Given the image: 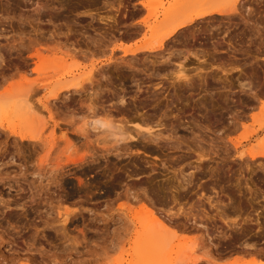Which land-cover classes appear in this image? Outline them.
Segmentation results:
<instances>
[{
  "label": "rangeland",
  "instance_id": "rangeland-1",
  "mask_svg": "<svg viewBox=\"0 0 264 264\" xmlns=\"http://www.w3.org/2000/svg\"><path fill=\"white\" fill-rule=\"evenodd\" d=\"M139 1L141 0H0V53L3 57L0 63V264H264V198L258 202L254 197L244 198L239 194L240 183L234 178L239 176V166L245 167L243 173L246 176L251 175L252 181L247 182L252 187L256 176L261 174L264 178V156L251 158L249 155L250 152H258L264 143V36L262 41L258 37L260 34L264 35V0H145L146 6L141 5ZM181 4L185 5L183 11L182 8L180 10ZM211 4H219L227 9L235 8L236 13L228 15L230 19L227 15H212L197 20L186 26L187 28L177 31L154 52H123L122 49L128 46L158 41L169 26L168 15H165L167 10L179 9L182 14L186 10V14L194 9L207 8ZM187 5L189 6L186 7ZM256 23L258 26L262 23L263 26L260 27L263 31H257ZM139 24H142V27L138 29L136 26ZM208 26L212 30L211 35L208 33ZM203 27L207 29L204 31ZM197 28H203L205 35L202 39L205 38L206 42L197 45L196 41L190 46L180 42L188 32H195ZM206 31L212 38L206 36ZM213 41L218 43L214 44ZM187 48L192 50L187 52ZM155 51L160 54L157 55ZM36 52H39L40 56H34L33 53ZM191 53L198 55L193 56ZM212 53L218 57L215 69H211L207 63V58L212 56ZM231 54L237 59L240 57L238 62L237 59L235 62L232 60L233 55L230 58ZM161 55H170L172 66L182 63L184 77L196 79L198 74L205 77L202 79L205 82L202 83V89L195 87L185 91L187 94L184 92L183 95L194 94L190 97L195 98L202 93L206 94L211 75L216 81V90H223V86H226L227 82L224 83L223 79L233 82L229 90V96L232 98L230 104L233 112H241L238 113L239 119L235 117L236 127L231 128L232 130L225 127L229 126L226 125L227 122L233 120L236 115L232 112L229 117V113L221 108L216 110V117L220 118L223 110L224 118H229H217L219 121L216 120L213 129L191 132L189 123H184V130L182 127L176 129L177 137L195 139V142H190V154L184 148V153L189 155L187 160H190L186 165L175 159L178 155L176 153L180 154L183 149L167 148L168 151L163 148L161 151L157 148V154L147 152L148 156L144 153L136 155L133 151L120 159L112 153L106 155V158L99 155L97 163L101 168L109 161L123 164L130 161L138 163L137 169L140 168V171L133 172L135 175L133 174L132 178L123 179V182L117 184L116 192L111 195L100 194V188L96 187L101 186L102 182H96L94 185V177H90V174L98 175L103 172L109 175L111 171L107 172L106 168H103L105 171L101 169L95 172L91 169L83 176V182L79 183L74 177L78 170L74 169V164H69L65 167L64 178L58 184L44 186L40 197L28 198L27 188L17 186L21 183L19 175L24 173L28 180H31L30 174L35 171L41 160L47 170H50L56 168L57 162L63 164L68 155H84L87 158L91 152H95L94 150L98 154L103 153V148L113 145L114 139L105 134L88 133L89 138H81L74 133L75 128L86 130L87 122L103 116V110L116 103L115 98L107 101V97H112L123 87L118 78L133 70L127 65H137L141 70L139 69V72L136 69L134 72L145 76L147 72L141 67L142 58L153 60L154 56ZM132 56L136 58H131ZM172 66L171 69L174 70L171 71L175 73L171 74V81L177 72V68ZM210 69L214 74L209 72ZM242 71L251 76L247 77ZM157 81L152 79V82ZM72 82L78 83V88L61 91L62 86ZM10 84H16V87L13 88ZM124 84L127 90L129 89L128 92L130 91L127 94L129 98H125L128 102L126 106L131 103L130 100L135 94L132 102L135 100V103H139L154 90L144 86L137 90L136 86L128 81H124ZM134 89L137 90L136 93ZM57 91L60 92L53 97L52 93ZM165 91H159L158 95L178 93L176 89L175 93L173 92V86H169ZM112 92L114 94H111ZM219 92L216 97L217 94H221L219 97L225 96L227 91ZM4 94L8 98L12 95H24L31 108L27 104L24 109L21 107V110H14L15 99L8 100ZM254 95L256 97L252 98ZM190 102L189 100L190 105L186 108V113L191 111L193 102ZM174 103L171 105L173 110L170 106L167 109L168 114H172L174 109L181 105L179 101ZM151 104L140 111L148 109L149 112L153 107ZM26 107L29 109L26 110ZM94 108H98L97 112ZM193 111L195 115L197 110L191 112ZM202 121H207L206 117L202 118ZM8 127L13 128L16 134L8 131ZM18 133L34 136L35 139L21 140ZM232 141H238L240 144L236 147ZM197 142L201 145H197ZM192 143L196 144L192 146ZM70 144L71 147L74 144L72 148L69 147L71 149L68 148ZM211 145H216L213 146L214 150ZM212 152L216 153L217 161L224 159L230 165L231 170H224L223 165L217 164L215 172L217 176L230 173L227 181L231 182V185L229 190H222V193L230 195L231 201L229 197L220 196V193H215L216 196L212 197L205 183L199 182L198 178H206L207 159L211 157ZM240 152L244 153L242 157L239 156ZM200 154H205L206 157L201 160V168H197L201 162L197 161ZM11 155L16 161L14 165L19 164L21 170L12 165ZM141 164L145 166L141 167ZM88 165L86 163L84 168L91 167ZM150 165L158 167H153L155 169L148 173ZM4 173L10 175L5 176ZM113 173L116 179L112 181L115 182L121 172L113 170ZM174 175L178 181L174 179ZM188 175L192 179L187 186L184 185L186 188H181L179 192L172 188L175 183L176 186L179 185L177 182ZM103 179L105 178L101 177V180ZM104 183H107L106 179ZM109 184L111 183L108 182ZM151 184L154 189L157 186L155 191L151 189ZM160 185L168 190L165 188L167 191H164V187L161 188ZM156 191L158 195L154 193ZM174 195L176 201H173ZM16 200L21 204L16 205ZM145 203H150L148 205L155 209L158 219L163 220V227L167 230L163 229L158 221L152 222L154 218L143 207ZM233 206H236L234 210ZM237 207H241V213L235 212ZM217 210H222L219 211L221 215H217ZM65 212H68L67 216L64 215ZM257 219L261 224L255 222Z\"/></svg>",
  "mask_w": 264,
  "mask_h": 264
},
{
  "label": "bare ground",
  "instance_id": "bare-ground-1",
  "mask_svg": "<svg viewBox=\"0 0 264 264\" xmlns=\"http://www.w3.org/2000/svg\"><path fill=\"white\" fill-rule=\"evenodd\" d=\"M86 1H88V0H86ZM91 1V0H90ZM123 1V0H122ZM184 1V0H183ZM182 1V2H183ZM262 1V0H261ZM68 2V1H67ZM71 2V1H70ZM119 2H121V1H119ZM181 2V1H180ZM179 2V3H180ZM181 2V3H182ZM189 2H190V0H189ZM139 3L141 4V5H143V6H146L147 5V3H146V1L145 0H141V1H139ZM184 3H186V2H184ZM73 4V3H72ZM121 4V3H120ZM176 4H178L177 2H176ZM189 4V3H188ZM68 5V4H67ZM66 5V6H67ZM181 5H184V4H181ZM181 5H180V10H181V8H182V11H183V9L185 8V5L184 6H182L181 7ZM189 5H187L186 7H188ZM70 7V6H69ZM121 7H122V4H121ZM227 7V6H226ZM148 8V7H147ZM174 9V8H173ZM187 9V8H186ZM179 10V9H178ZM177 9H174V10H167V14L165 13V15L167 16V20H168V29L162 34V36H161V38L158 40V41H154L155 43H152V44H142V45H135L134 47H125V48H123L122 50H123V52L124 53H131V54H134V53H137V52H146V51H153L154 52V50H158V49H160L162 46H163V44H164V41L165 40H169L168 38H170L172 35H174L177 31L179 32V30L180 29H184V27H188L189 25H191V24H193V23H195V22H197V20H203L202 18H208V17H210V16H212V15H231V14H233L234 12L236 13V10H235V8H233V9H227V8H222L219 4H211L210 6H208L207 8H200V9H194L192 12H190V13H186V14H184L185 13V11L186 10H184V13L182 14L181 12V14L179 13V11H178ZM187 12H188V10H187ZM140 13V12H139ZM173 15V16H172ZM172 16V17H171ZM263 16V15H262ZM112 17H114V16H112ZM141 17V16H140ZM171 17V18H170ZM229 17V19H230V16H228ZM263 18V17H262ZM103 19H104V17H103ZM112 19V18H111ZM110 19V20H111ZM114 19V18H113ZM109 20V19H108ZM142 21V20H141ZM262 21H264V20H262ZM140 22V21H139ZM261 22V21H260ZM107 24V23H106ZM109 24H111V23H109ZM114 24V23H113ZM138 24V23H137ZM236 24V23H235ZM257 24V23H256ZM142 24H139V25H137L136 27H138V29H139V27L141 26ZM261 25H262V23H261ZM261 25H259L258 26V24L257 25H255L256 26V29H257V31L258 32H261V31H263V30H261ZM145 26V25H144ZM212 26V25H211ZM251 26V25H250ZM263 26V25H262ZM142 27V26H141ZM186 27V28H187ZM209 27L210 26H208L206 29L207 30H209L210 32H208L209 34L212 32V30H210L209 29ZM248 27V26H247ZM246 27V28H247ZM129 28H131V27H129ZM185 28V29H186ZM204 28V27H203ZM203 28H197L196 30H195V32H193L192 31V33L190 32V34H188L187 33V35H185V37H184V40L183 39H181V41L180 42H182L183 41V43H185V46L186 45H189L190 46V44H192V45H194L195 43L194 42H196L197 41V45H201L202 43H204V42H206V40L204 41V39L205 38H203L202 39V36L203 35H205V28L203 29ZM213 28V27H212ZM254 28V27H253ZM262 28H264V27H262ZM140 29H142V28H140ZM182 29V30H183ZM204 31H203V30ZM214 29V28H213ZM251 29V28H250ZM143 30V29H142ZM252 30V29H251ZM254 30H255V28H254ZM132 31V30H131ZM137 31H139V30H137ZM181 31V30H180ZM136 33V32H135ZM134 33V34H135ZM206 33H207V31H206ZM208 33H207V37H209V39L210 38H212L210 35H208ZM127 34V33H126ZM133 34V33H132ZM213 34V33H212ZM249 34H251V33H249ZM253 34V33H252ZM259 34V33H258ZM262 34H264V33H262ZM129 35H131V34H129ZM179 36V35H178ZM205 36V37H206ZM262 36H264V35H261L260 34V36H258V37H260V40L262 41V39H263V37ZM173 37V36H172ZM183 37V36H182ZM181 37V38H182ZM204 37V36H203ZM201 39L203 40V41H201ZM190 40H192L191 42H190ZM207 41H209V40H207ZM260 41V42H261ZM215 42H217V41H213V43L215 44ZM182 43V44H183ZM187 43V44H186ZM189 43V44H188ZM209 43V42H208ZM218 43V42H217ZM216 43V44H217ZM263 44V43H262ZM196 45V46H197ZM204 45V44H203ZM207 45V44H206ZM209 45V44H208ZM218 45V44H217ZM217 45H213V46H216L217 47ZM259 45H261V44H259ZM212 46V47H213ZM188 47V46H187ZM195 47V46H194ZM193 47V48H194ZM211 47V48H212ZM213 49H215V48H213ZM190 50H192V49H189V48H187L186 49V51L188 52V51H190ZM217 50V49H216ZM216 50H213L214 52H216ZM179 51H181V50H179ZM195 51V50H194ZM202 51H205V50H202ZM156 52V51H155ZM185 52V51H184ZM207 52V51H206ZM157 53V55H158V53L159 52H156ZM177 53V52H176ZM181 53V52H180ZM195 53V52H194ZM194 53H191V54H193V56H196V55H198V54H194ZM196 53H197V50H196ZM34 54V56H40V53L39 52H36V53H33ZM139 54V53H138ZM137 54V55H138ZM145 54V53H144ZM160 54V53H159ZM190 54V53H189ZM202 54V53H201ZM204 54V53H203ZM136 55V54H135ZM233 55V56H232ZM129 56V55H128ZM202 56V55H201ZM208 56V55H207ZM210 56V55H209ZM212 56H213V58L216 56H214L213 55V53H212ZM212 56L211 57H209V58H211L212 59ZM230 56V58H231V56H232V60H234V62H235V59H237V57L235 56L234 57V54H231V55H229ZM127 57V56H126ZM125 57V58H126ZM133 57H135L136 58V56H132L131 58H133ZM3 57H2V54L0 53V63H1V61L3 60L2 59ZM123 58V57H122ZM124 58V59H125ZM209 58H208V60H209ZM227 58H229V57H227ZM120 59H121V57H120ZM143 60H142V69L143 70H145V73L147 72V74L145 75V76H140V74L138 75L136 72H134V70H136V69H140L141 70V68H137L138 66L137 65H135V64H130V65H127V66H129V69H133L132 71H130L129 72V74H125V75H121V77L120 78H118L119 79V83H120V85H122L123 87H120L119 88V91L118 92H115V94L112 92L111 94H114L112 97H110L109 95H108V99L109 100H107V101H110V99H116V103H112L111 105H109V107L107 106L104 110H103V113L105 112V116L103 115H101V116H99V117H95V118H93V119H91L90 120V122H87V129L86 130H84V128L82 129V128H75V129H73V130H75L74 131V133H76V134H78L79 135V137L81 136V138L82 137H86V138H89V137H87L88 136V133H96V134H98V133H101V134H105L106 136H108V138L109 137H111L112 138V140L114 139V141H112V143H113V145H110L109 147H105V148H103V153H99L98 154V152L96 151V150H94L95 152H91V155L89 154V157H85L84 155H81V156H72V155H68L67 157H66V159L64 160V163L63 164H61V163H59V162H57L56 163V168H51L50 170H47L48 168H46V165H44L43 164V162L44 161H42L41 160V162H39V165L37 166V168L35 169V171H33L30 175H32V177L31 178H29V179H31V180H28V178H27V175L26 174H24L23 173V175L22 174H20V175H22V176H20L19 175V177H21V183L19 184L18 183V181H17V183H18V187L20 188H22V186H23V188H27V190H28V198H36V197H40L41 196V192H43L42 191V189L44 188V186H47V185H49V184H51V183H57L58 184V182L59 181H61V179L62 178H64V173H65V167L67 166V165H69V164H74V166H75V168L74 169H77L78 170V172L76 173L77 174V176H76V174H75V178H76V180L79 182V183H82L83 182V176H85V174H87V172L88 171H91V169H94L95 170V172H99V170H101V169H105L106 168V171L107 172H109V171H111V174L109 173V175H106L104 172L102 173V174H98V175H93V177H94V179H93V183H94V185L95 184H97L98 182L100 183V182H102V181H104L105 182V179H106V181H107V183H104V185L105 184H107L106 186L108 187H106L107 189V191H106V193H105V196L106 195H111L112 193H114V192H116V185L117 184H120V182H123L122 180L123 179H126L127 178V180H128V178L129 177H131L134 173L133 172H135L136 170H138L137 168V166L138 165H136V164H138V163H134V162H128L127 164H123V163H118L117 161H114V162H112V161H109V162H107L105 159V161L107 162L106 164H104L103 166H102V168L100 167V165H98L99 163H97V161L99 160V155H100V157L102 156H104V158H106V155H108V154H110V153H112L113 155H115L117 158H119L120 159V157L121 156H123L124 157V155L126 156V155H130V153L131 152H133V151H135L136 152V155L139 153H144L146 156H148V153L147 152H149V153H155V154H157L156 153V151L157 150H159V149H157V148H160L161 149V151H162V149L163 148H166V150H168L167 148H169L170 150L171 149H178V150H181V149H183L182 150V152H184V150L186 149L187 151H188V153H189V150L190 151H192L191 150V147L189 146V145H191V143L190 142H192V141H194L195 142V139L193 140L192 138H189L188 139V137H186V136H180V137H177L175 134H176V129H178V128H180V127H182V129L184 128V123H186V125H188L187 123H189L190 124V127L189 128H191V129H189L191 132H193V130H198V132H200V131H202V129H210V128H212L213 129V127H214V124H216L215 122H216V120L217 121H219L220 119H227V118H229L230 117V114L233 112V108H232V105L230 104V101H232V98L229 96V90L231 89V87L233 86V82H231L229 79H223L225 82L224 83H226L227 82V84H226V86L224 85L223 86V88L225 89V88H227V92H226V94H224L225 96H223V97H219L218 95H221V94H217V97H216V95L215 96H213L214 95V93H213V95L212 94H210L209 92H207V90H206V94L204 93V95H202L200 98H199V96H196V97H198V98H194L193 96H194V94H189L188 96H186V95H183V93L185 92V91H189V89H195V87H196V89H202L201 88V86H203L202 85V83L204 82V80H202V79H204L205 77L204 76H202V75H196V77L198 76V78H196V79H194V77H190V78H187V77H184V75L182 74L183 73V65H182V63H178V64H176L175 62H174V64H176V68H177V72H176V74H175V76H173V78H172V81H171V79H170V76H172L171 74H174L171 70H174L173 68L171 69V66H172V62H171V59H170V55H168V56H159V57H155L154 56V58H153V60H149V59H147V58H145L144 59V57L142 58ZM205 59V58H204ZM240 59V57H238V59H237V62H238V60ZM121 60H123V59H121ZM135 60V59H134ZM145 60V61H144ZM118 61V60H117ZM211 61V60H210ZM128 62V61H127ZM131 62V61H130ZM130 62H128V63H130ZM203 62H205L204 60H203ZM215 62V61H214ZM231 62H233V61H231ZM134 63V62H133ZM212 63V62H211ZM108 64V63H107ZM123 65V64H122ZM140 65V64H139ZM116 66V65H115ZM126 66V65H125ZM174 66H172V67H174ZM120 68V67H119ZM135 68V69H134ZM235 68V67H234ZM117 70V69H116ZM140 70H139V72H140ZM120 71V70H119ZM137 71V70H136ZM125 72V71H124ZM122 73V72H121ZM242 73L244 74L245 73V75L247 76V77H250L251 76V74H247V72H244V71H242ZM120 74V73H119ZM124 74V73H123ZM226 76V75H225ZM225 78H227V77H225ZM112 79V78H111ZM118 79H117V81H118ZM152 79L154 80V79H157L158 81L157 82H152ZM169 79H170V81H169ZM177 80V82H175ZM109 81H111V80H109ZM124 81H128V82H130L131 84H134V86H136V89L137 90H140L141 89V87L142 86H144V87H151V88H153L152 90L153 91H150L151 93L150 94H148L147 96H145V98L144 99H142V98H140V100H138V101H140L139 103H135V100L132 102V100H133V98L136 96V94H135V96L132 98V100H130L131 101V103L130 104H127V106H126V103H128V102H126L125 100L127 99V94H129V92H128V90H127V88L125 87V84H124ZM15 82V81H14ZM13 82V83H14ZM114 82V81H113ZM112 82V83H113ZM116 82V81H115ZM119 83H117V86H118V84ZM125 83H127V82H125ZM205 83V82H204ZM223 83V84H224ZM114 84V83H113ZM130 84V85H131ZM250 84V83H249ZM11 85V84H10ZM130 85H129V88H130ZM165 85H167L166 87H165ZM205 85V84H204ZM171 87L172 88V86H173V92H174V89H176L177 91H178V93H175V94H173L172 93V95L171 94H169V93H167L166 95H165V93H163L164 94V96H162L161 94H159L158 95V93H160L159 91H163L164 90V92H166L165 90L166 89H168V87ZM174 86H175V88H174ZM9 87V86H8ZM11 87H16V84L15 85H11ZM13 88H11V89H13ZM75 88H78V83H74V82H72V83H68V84H65L64 86H62L61 87V91H67V90H69V89H75ZM111 88H112V86H111ZM117 88V87H116ZM147 88V89H148ZM113 89H114V87H113ZM118 89V88H117ZM203 89H205V88H203ZM111 90V89H110ZM115 90V89H114ZM131 90V89H130ZM137 90H133V91H135V93H136V91ZM144 90V89H143ZM146 90V89H145ZM76 91V90H75ZM113 91V90H112ZM169 91V90H168ZM4 93H5V91H3ZM60 91H57V92H53L52 93V96L53 97H56L57 95H58V93H59ZM170 92V91H169ZM193 92H194V90H193ZM212 92H213V90H212ZM233 92V91H232ZM231 92V93H232ZM263 92V91H262ZM67 93V92H66ZM74 93V92H73ZM186 93V92H185ZM191 93V92H190ZM218 93H220V92H218ZM15 94H17V93H15ZM24 94V93H23ZM110 94V93H109ZM133 95H134V93H132ZM187 94V93H186ZM216 94V93H215ZM5 95V94H4ZM11 95V94H10ZM25 95V94H24ZM24 95H18V97H17V95H16V97H12V96H9V98L5 95V97H6V99L8 98V100L9 99H15L14 100V103H13V106H14V110H16V109H22L23 107H25L27 104L29 105V101L26 99V95L24 96ZM161 95V96H160ZM190 95H193V96H191L190 97ZM262 95H263V93H262ZM62 96V95H61ZM73 96V95H72ZM127 96V97H126ZM132 96V95H131ZM130 96V97H131ZM75 97V96H74ZM110 97V98H109ZM190 97V98H189ZM256 97V95H254V97H252V98H255ZM3 98H4V96H3ZM72 98V97H71ZM70 98V99H71ZM126 98V99H125ZM129 98V97H128ZM6 99H5V102H6ZM136 99V98H135ZM149 99V100H148ZM164 99H165V102H163L164 101ZM74 100V99H73ZM163 100V101H162ZM189 100L191 101V102H193V105H192V107H191V111L192 110H197V112H196V114L194 115V111L193 112H191L190 111V113H186L185 112V110L187 111V109L186 108H188L189 107ZM146 101H149V102H146ZM150 101H152V102H154V104L152 105L151 104V102ZM176 101H179V102H181V105L179 106V107H176L175 109H174V111H175V113H174V111H173V113L172 114H168L167 113V109L169 108V106L171 107V105H174L175 103L174 102H176ZM9 102V101H8ZM111 102H112V100H111ZM136 102H137V100H136ZM190 102V103H191ZM222 102V103H221ZM0 103H2V102H0ZM7 103V102H6ZM5 103V104H6ZM69 103V102H68ZM70 103H72L71 101H70ZM75 103V102H74ZM73 103V104H74ZM146 103H148V104H151L153 107H152V109L151 110H149V112H148V109L147 110H142V111H140V109H143V108H145L147 105H146ZM8 104V103H7ZM119 104V105H118ZM103 105V104H102ZM106 105V104H105ZM150 106V105H149ZM22 107V108H21ZM29 108H31V106L29 105L28 106ZM28 107H26V110L27 109H29ZM99 107V106H98ZM102 107V106H101ZM101 107H100V110L102 111V109H101ZM173 107V106H172ZM172 107H171V109H172ZM148 108H150V107H148ZM174 108V107H173ZM221 108L227 113H229L228 114V116L229 117H227V118H224L225 116H224V114H223V110L221 111V113H220V118L219 117H216V110L218 109H220L221 110ZM24 109V108H23ZM92 109V108H91ZM98 109V108H97ZM96 109V110H97ZM233 109V110H232ZM14 110H13V112H14ZM94 110H95V108H94ZM95 110V111H96ZM99 110V111H100ZM173 110V109H172ZM202 110H204L205 112H203ZM95 111H94V113H95ZM18 112V111H17ZM24 112V111H23ZM97 112V111H96ZM169 112V111H168ZM188 112V111H187ZM203 112V113H202ZM218 112V111H217ZM235 112V111H234ZM233 112V113H234ZM237 112V111H236ZM235 112V115L236 116H234V114H233V116H234V119L233 120H231V121H229V122H227V124L226 125H229L228 127L227 126H225L227 129L229 128V130L231 129V128H235L236 127V125H237V122L235 121L236 120V118L238 117V119L240 118V116H238V113H241V112H239L238 111V113H236ZM101 113V112H100ZM102 113V114H103ZM22 114H24V113H22ZM97 114V113H96ZM219 114V113H218ZM27 115H28V111H27ZM232 115V114H231ZM96 116V115H95ZM227 116V115H226ZM201 117V118H200ZM206 117V119H207V121H202V118H205ZM236 117V118H235ZM116 118V120H114ZM217 118H219V120L217 119ZM94 121H99V123H93ZM228 121V120H227ZM101 124H105L106 126H104V127H101ZM222 124V123H221ZM186 125H185V127H186ZM82 127V126H81ZM84 127V126H83ZM223 127V126H222ZM225 127H224V129L223 130H225ZM8 131H10L11 133H13L14 135L16 134V131L13 129V128H11V127H8V128H6ZM187 129V128H186ZM185 129V130H186ZM184 130V129H183ZM232 130V129H231ZM188 131V130H187ZM204 131V130H203ZM208 131V130H207ZM211 131V130H210ZM195 132V131H194ZM212 132V131H211ZM214 132V131H213ZM107 133V134H106ZM12 134V135H13ZM64 135H65V133H64ZM18 137L21 139V140H34L35 139V137L34 136H26V135H24V134H21V133H18ZM78 137V138H79ZM70 138V137H69ZM66 139V138H65ZM74 139V138H73ZM75 140V139H74ZM73 140V141H74ZM78 140V139H77ZM76 140V141H77ZM213 141V140H212ZM211 141V142H212ZM75 142V141H74ZM80 142V141H79ZM78 142V143H79ZM232 142H234V141H232ZM190 143V144H189ZM215 143V142H214ZM193 144L194 143H192V146H193ZM196 144V143H195ZM194 144V145H195ZM223 144V143H222ZM238 144H240L238 141L237 142H234V145L237 147V145ZM197 145H201V144H199V142H197ZM74 146V144L72 145V147ZM103 146V145H102ZM213 146H216V145H211V147H212V149H213ZM229 146V145H228ZM69 147H71V144L70 145H68V148ZM71 147V148H72ZM195 147H197V146H195ZM199 147V146H198ZM223 147V146H222ZM71 148H69V149H71ZM134 148V149H133ZM185 148V149H184ZM228 148V147H227ZM261 149L258 151V152H250L249 153V155H250V157L251 158H254L255 156H257V155H263L264 156V143L262 144V147H260ZM198 149H200V147L198 148ZM211 149V148H210ZM216 149H218L217 147H216ZM219 149H221V148H219ZM226 148H224V150H225ZM214 150V149H213ZM213 150H211V151H213ZM229 150V149H228ZM228 150H226V151H228ZM160 151V152H161ZM169 151V150H168ZM197 151V150H196ZM216 151V150H215ZM223 151V150H222ZM221 151V152H222ZM165 152V151H164ZM171 152V151H170ZM181 152V153H182ZM208 152V151H207ZM147 153V154H146ZM166 153V152H165ZM180 153V154H181ZM200 153V152H199ZM205 153V152H204ZM210 153V152H209ZM226 153V152H225ZM13 154V153H12ZM23 154V153H22ZM138 154V155H139ZM151 154V155H152ZM176 154H179V153H176ZM179 154V155H180ZM185 155H186V152L184 153ZM183 154V155H184ZM190 154V153H189ZM212 154L213 155H211L212 157L214 156V153L212 152ZM216 154V153H215ZM221 154H223V153H221ZM230 154V153H229ZM243 152H240V154H239V156L240 157H242L243 156ZM8 155V154H7ZM165 155V154H164ZM184 155V157H186ZM205 155V154H204ZM204 155H197L198 156V158L197 159H199V160H197V161H201L202 159H204L206 156H204ZM228 155V154H227ZM227 155H225V157L227 156ZM24 156V155H23ZM29 156V155H28ZM166 156V155H165ZM188 156V155H187ZM220 156H222V155H219V157ZM229 156V155H228ZM127 157V156H126ZM138 157V156H137ZM170 157V156H169ZM172 157H174L173 155H172ZM171 157V158H172ZM183 156H182V154H181V156H176V158L175 159H177L178 161L177 162H179V160L182 158H184ZM216 157V156H215ZM218 157V158H219ZM222 157H224V155L222 156ZM14 156H12L11 155V157H10V159H11V161H13V166H16L17 168H19L20 169V167H19V164H16L15 163V165H14V162H16L14 159ZM116 158V159H117ZM122 158V157H121ZM139 158V157H138ZM186 158H188V157H186ZM211 158V157H210ZM217 158V157H216ZM13 159V160H12ZM40 159H43V158H40ZM118 159V160H119ZM141 159V158H140ZM174 159V158H173ZM173 159H171V161L173 160ZM182 159H181V161H182ZM215 159V158H214ZM221 159V158H220ZM243 159V158H242ZM162 160H163V158H162ZM208 160V159H207ZM224 160V159H223ZM222 160V161H223ZM138 161V160H137ZM137 161H135V162H137ZM140 161V160H139ZM183 161H185V160H183ZM203 161V160H202ZM202 161L201 162H199L198 164L199 165H197V168L198 167H200L201 166V164H202ZM205 161V160H204ZM211 161V160H210ZM214 161V160H213ZM221 161V160H220ZM235 161V160H234ZM161 162H163V161H161ZM209 162V161H208ZM226 162V161H225ZM228 162V161H227ZM239 162V161H238ZM244 162H246V161H244ZM12 163V162H11ZM86 163H88L91 167H88V168H84L85 166V164ZM97 163V165L96 166H94V164H96ZM144 163V162H143ZM165 163V162H164ZM207 163V162H206ZM213 164H214V162H212ZM216 163V162H215ZM38 164V163H37ZM146 164V163H145ZM162 166L164 165L163 163H160ZM211 164V163H210ZM229 164V163H228ZM11 165V166H12ZM88 165V166H89ZM142 165H144V164H141V167H142ZM148 165V164H147ZM156 165V164H155ZM166 165V164H165ZM169 165V164H168ZM215 165V164H214ZM218 165H219V163H218ZM221 165V164H220ZM246 165V164H245ZM263 165V164H262ZM261 165V166H262ZM48 166V165H47ZM73 166V167H74ZM145 166V165H144ZM149 166V165H148ZM161 166V167H162ZM210 166V165H209ZM216 166V165H215ZM228 166H230V165H228ZM147 167V166H146ZM152 165H150V168H149V172L148 173H150L151 171L150 170H154L155 168H153V167H158V166H153L152 168ZM160 167V168H161ZM196 167V166H195ZM202 167H204V166H202ZM222 167V166H221ZM226 167V166H225ZM232 167V166H231ZM144 168V167H143ZM201 168V167H200ZM229 168V167H228ZM244 169H245V167H243ZM246 168H247V166H246ZM18 169V170H19ZM103 169V170H104ZM111 169V170H110ZM144 169H146V168H144ZM166 169V168H165ZM168 169V168H167ZM212 169V168H211ZM219 169V168H218ZM223 169V168H222ZM230 169V168H229ZM228 169V170H229ZM238 169V168H237ZM241 169V166H239V176L240 175H242V172L244 171V169H243V171H242V169ZM21 170V169H20ZM72 170V169H71ZM76 170V171H77ZM93 170V171H94ZM102 170V171H103ZM109 170V171H108ZM113 170H119L120 172H121V174H119V175H117V180L114 182V181H112V180H114V173H113ZM172 170V169H171ZM208 171H209V168L207 169ZM213 170H215V169H213ZM212 170V171H213ZM216 170H217V167H216ZM215 170V171H216ZM231 170V169H230ZM249 170H251V169H249ZM255 170V169H254ZM254 170H252V171H254ZM105 171V170H104ZM138 171H140V168H139V170ZM143 171V170H142ZM156 171V170H155ZM174 171V170H173ZM211 170L209 171V173H211L212 172ZM235 171V170H234ZM262 171V170H261ZM21 172V171H20ZM217 172V171H216ZM222 172V171H221ZM220 172V173H221ZM224 172V171H223ZM2 173V172H1ZM131 173V174H130ZM141 173V172H140ZM147 173V174H148ZM180 173V172H179ZM213 173V172H212ZM253 172H251V174H252ZM14 174H16V173H14ZM71 174V173H70ZM79 174V175H78ZM207 174V173H206ZM223 174V173H222ZM234 174V173H233ZM262 174H263V172H262ZM3 175H5V173L3 174ZM7 176H9L8 174H6ZM5 175V176H6ZM72 175V174H71ZM91 175V174H90ZM104 175V176H103ZM135 175V174H134ZM172 175V174H171ZM170 175V176H171ZM190 175V174H189ZM189 175L188 176H186V177H189ZM191 175H192V173H191ZM205 175V174H204ZM212 175V174H211ZM249 175V174H248ZM264 175V174H263ZM13 176V175H12ZM12 176H11V178H12ZM17 176V175H16ZM138 176V175H137ZM175 176V175H174ZM207 176V175H206ZM214 176V175H213ZM219 176V175H218ZM238 176V180L237 181H239L240 180V177ZM244 176H246V175H244ZM18 177V176H17ZM73 177V176H72ZM71 177V178H72ZM101 177H104L105 179H103L102 181H100L101 180ZM184 177V176H183ZM186 177H184L183 179H181V181L179 180V182H177L178 181V179L176 178V176H175V180H177V181H175L173 178V180L175 181V182H177V183H179V185L177 184V186H176V183H175V186L174 187H172V188H175V190L177 191V192H179V190L182 188H186L184 185H188V183H190L191 182V176L189 177V178H186ZM208 177V176H207ZM221 177V176H220ZM222 177H223V175H222ZM263 177V176H262ZM10 178V177H9ZM14 178V177H13ZM58 178V179H57ZM86 178V177H85ZM132 178V177H131ZM210 178H212V177H210ZM210 178H208V179H210ZM251 175L250 176H248L247 177V179L246 178H244L245 180V185H246V191L247 192H249V199L250 198H252L253 199V197L256 195V191L257 190H255L254 188H252V186H250L248 183L249 182H247V181H252L251 180ZM116 179V178H115ZM168 179H170V178H168ZM180 179V178H179ZM173 180H171V182L173 181ZM212 180H213V178H212ZM212 180H211V182H212ZM35 181H37V183H35ZM143 181V180H142ZM147 181V180H146ZM163 181V180H162ZM168 181V180H167ZM193 181V180H192ZM215 181V180H214ZM213 181V182H214ZM224 181V180H223ZM222 181V182H223ZM9 182V181H8ZM97 182V183H96ZM108 182H110L111 184H109L108 185ZM145 182V181H144ZM143 182V183H144ZM148 182V181H147ZM151 182V181H150ZM235 182H236V180H235ZM264 182V181H263ZM71 183V182H70ZM84 183H86V182H84ZM93 183H92V185H93ZM128 183V182H127ZM161 183V182H160ZM159 183V184H160ZM170 183V182H169ZM174 183V182H173ZM238 183V182H237ZM253 183V182H252ZM8 184V183H7ZM10 184V183H9ZM60 184V183H59ZM145 184H147V183H145ZM144 184V185H145ZM155 184V183H154ZM157 184V183H156ZM162 184V183H161ZM254 184V183H253ZM13 185V184H12ZM14 185H16V184H14ZM89 185V184H88ZM148 185H150V184H148ZM152 185L153 184H151V189L153 190L154 188H152ZM166 185V184H165ZM174 185V184H173ZM186 185V186H187ZM198 185H202V184H198ZM207 185V184H206ZM212 185V184H211ZM96 186H98V185H96ZM147 186V185H146ZM161 186V185H160ZM168 186V185H167ZM215 186V185H214ZM214 186H212V187H214ZM222 186V185H221ZM238 186V185H237ZM8 187H11V186H8ZM13 187V186H12ZM17 187V188H18ZM90 187V186H89ZM153 187H155V186H153ZM164 187V191H167L168 189H167V187H165V186H163ZM162 186H161V188H163ZM169 187V186H168ZM88 188V187H87ZM96 188H99V186L98 187H96ZM95 188V189H96ZM102 188V187H101ZM142 188V187H141ZM160 188V189H161ZM165 188L167 189V190H165ZM171 188V189H172ZM222 188V190H225V189H223L224 187H221ZM90 189V188H89ZM103 189V188H102ZM140 189V188H139ZM145 189V188H144ZM147 189V188H146ZM145 189V190H146ZM155 189H157V186H156V188ZM155 189H154V191H155ZM159 189V190H160ZM214 189V188H213ZM17 190V189H16ZM21 190V189H20ZM19 190V191H20ZM72 190L73 191H75V189L74 188H72ZM87 190V189H86ZM85 190V191H86ZM97 190V189H96ZM145 190H143V192L145 191ZM210 190V189H209ZM212 190V189H211ZM216 190V189H215ZM221 190V192L220 193H222L223 191ZM227 190H229V189H227ZM151 191V190H150ZM162 191V190H161ZM183 191V190H182ZM185 191V190H184ZM220 190H218V192H219ZM70 192H71V190H70ZM69 192V193H70ZM88 192H90V191H88ZM146 192V191H145ZM144 192V193H145ZM170 192V191H169ZM45 193H47V192H45ZM72 193H74V192H72ZM147 193V192H146ZM151 193H153L152 191H151ZM154 193H156L157 194V191L156 192H154ZM161 193H163V191L161 192ZM172 193V192H171ZM185 193V192H184ZM211 193V192H210ZM76 194V193H75ZM173 194V193H172ZM174 194H176L177 195V193H174ZM216 194H218L217 192H216ZM103 195V194H102ZM115 195V194H114ZM145 195V194H144ZM147 195V194H146ZM158 195V194H157ZM156 195V196H157ZM161 195V194H160ZM176 195H174V199H173V201L175 200L176 201ZM186 195V194H185ZM184 195V196H185ZM220 195V194H219ZM223 195H225L224 193H223ZM226 195H228L227 193H226ZM151 196V195H150ZM154 196V195H153ZM152 196V197H153ZM162 196V195H161ZM165 196H166V193H165ZM172 196V195H171ZM221 196V195H220ZM230 196V195H229ZM228 196V197H229ZM162 197H164V196H162ZM183 197V196H182ZM182 197H180V198H182ZM147 198V197H146ZM157 198V197H156ZM161 198V197H160ZM179 198V199H180ZM208 198V197H207ZM227 198V197H226ZM245 198V197H244ZM263 198H264V196H263ZM149 199H151V198H149ZM161 199H163V198H161ZM229 200H230V197L228 198ZM19 200V199H18ZM208 200H209V198H208ZM232 200V199H231ZM230 200V201H231ZM17 201V200H16ZM151 201V200H150ZM160 201H162V200H160ZM253 201V200H252ZM15 202V201H14ZM177 202H179V201H177ZM152 203V202H151ZM249 203V202H248ZM252 203V202H251ZM9 204V203H8ZM14 204V203H13ZM19 204H21V203H19L18 201H17V203H16V205H19ZM148 204H150V203H148ZM147 203H145V204H143V207L146 209V211L148 210L151 214H152V216H153V218H154V220L152 221L153 223H156V221H158V223H159V225H162V228L163 229H165L163 226H165V225H163V220L161 219H158L159 217L157 216V213L155 212V209H153L152 207H151V205L149 206ZM182 204V203H181ZM24 205V204H23ZM8 206V205H7ZM9 207V206H8ZM181 207V206H180ZM179 207V208H180ZM183 207V206H182ZM227 207H228V205H227ZM235 207L236 206H233V210L235 209ZM178 208V209H179ZM238 208V207H237ZM241 208V207H240ZM240 208H238V209H236L235 210V212L236 211H239L240 210ZM231 209V210H232ZM147 211V212H148ZM219 211H222V210H217V213L219 212ZM150 213H149V215H150ZM223 213V212H222ZM239 213H241V211H239ZM64 215H68V212H65V214ZM217 215H221L220 214V212L217 214ZM224 215V214H223ZM225 215H226V212H225ZM263 215V214H262ZM155 216H157V218L155 217ZM261 216V215H260ZM160 217H161V215H160ZM218 217V216H217ZM152 218V219H153ZM225 217H223V219H224ZM247 217H245V219H246ZM256 218H259V217H256ZM260 219V218H259ZM259 219H257V220H255V222L256 223H258V224H261L260 222H259ZM156 220V221H155ZM226 220V219H225ZM247 220H248V218H247ZM252 220V219H251ZM251 220H250V222H251ZM155 221V222H154ZM227 221V220H226ZM262 221V220H261ZM152 222H151V224H152ZM167 222V221H166ZM170 222V221H169ZM249 222V221H248ZM254 222V223H255ZM263 223H264V219H263ZM165 224H167V223H165ZM169 225V224H168ZM261 226V225H260ZM259 227V226H258ZM263 227V226H262ZM264 228V227H263ZM165 230H167V229H165ZM262 231V230H261ZM192 249V248H191ZM194 249V248H193ZM192 249V250H193ZM191 250V251H192ZM197 262V261H196ZM192 264H195V262H193Z\"/></svg>",
  "mask_w": 264,
  "mask_h": 264
},
{
  "label": "flooded vegetation",
  "instance_id": "flooded-vegetation-1",
  "mask_svg": "<svg viewBox=\"0 0 264 264\" xmlns=\"http://www.w3.org/2000/svg\"><path fill=\"white\" fill-rule=\"evenodd\" d=\"M215 56V55H214ZM209 57H211V56H209ZM208 57V58H209ZM208 58H207V63L210 65V68L211 69H215L216 68V63H217V58L218 57H214L213 58V56H212V59L211 58H209V60H208ZM211 60V61H210ZM215 61V62H214ZM212 62V63H211ZM221 62V61H220ZM211 69L209 70V72L211 71ZM210 73H213L214 74V71H211ZM244 75H245V73H244ZM209 82H208V84H209V87H208V91L207 92H209L210 94H212L213 95V93H214V95L213 96H215L216 94L215 93H217V92H219V91H226L227 89L225 88V89H223V90H216V86H215V83H216V81H215V79H214V77H213V75H211V76H209ZM212 90H213V92H212ZM202 95H204V93H202L200 96H199V98L202 96ZM182 154V156L184 157V152H182L181 153ZM181 154L179 155H176V156H181ZM184 154V155H183ZM213 155V154H212ZM186 157H188L189 158V155L187 156V155H185ZM188 158H181L182 159V161H181V159L179 160V162H181L182 164H187V163H189L190 162V160H187ZM215 158V154H214V156L212 157L211 156V158H209L208 159V165H207V169L209 168V171L211 170H213V169H215L216 170V167H217V164L219 163V165L221 164V165H223L224 166V170H228V167L230 168V166H228V162L226 161V160H223V161H217L216 159H214ZM183 160H185V161H183ZM211 160V161H210ZM214 160V161H213ZM226 161V162H225ZM212 162H214V164L216 165H214ZM216 162V163H215ZM211 163V164H210ZM210 165V166H209ZM226 166V167H225ZM212 168V169H211ZM241 169H242V171H243V167H241ZM240 169V170H241ZM215 170H213L211 173H209V171L208 170H206L205 172H207V176H206V178H198L199 179V182L200 183H205V185H206V188L212 193L211 194V196L212 197H214V196H216V192L217 193H220L221 192V190H222V188L221 187H224L223 189H225V190H223V191H226L227 189H229V185H231V182H229V181H227V176H230V173H228V174H224L223 175V177L221 176V175H219V176H217L216 175V172H215ZM238 170H239V168H238ZM239 173V172H238ZM212 174V175H211ZM214 175V176H213ZM245 174L242 172V175H240L239 177H240V180H239V186H240V195H243L244 197H246V198H248L249 196H247V191H246V185H245V179L244 178H246L247 179V177L248 176H244ZM93 175H90V177H92ZM221 176V177H220ZM210 177H212L213 178V180H212V178H210ZM237 177L238 176H234V178L235 179H237ZM208 178H210V179H208ZM211 180H212V182H211ZM215 180V181H214ZM224 180V181H223ZM102 181V180H101ZM214 181V182H213ZM223 181V182H222ZM264 178L262 177V175L260 174L259 176H256L255 178H254V187H252V188H254L255 190H257L256 191V195L254 196V198H256V201L258 202V201H262L263 200V196H264ZM103 182L104 181H102V184H101V186H99V188H100V190H99V193L100 194H105L106 193V189L108 188L106 185H104L103 184ZM212 184V185H211ZM233 184V183H232ZM215 185V186H214ZM222 185V186H221ZM212 186H214V187H212ZM103 189H102V188ZM107 187V188H106ZM214 188V189H213ZM212 189V190H211ZM216 189V190H215ZM245 189V190H244ZM218 190H220L219 192H218ZM244 191V192H243ZM202 193V192H201ZM224 194L225 195H223V193H220V195H223V196H226V197H228V195H226V192H224ZM248 194H249V192H248ZM260 205V204H259ZM258 212H261V210H258ZM261 217H263L262 215H261ZM260 222V221H259Z\"/></svg>",
  "mask_w": 264,
  "mask_h": 264
},
{
  "label": "clouds",
  "instance_id": "clouds-1",
  "mask_svg": "<svg viewBox=\"0 0 264 264\" xmlns=\"http://www.w3.org/2000/svg\"><path fill=\"white\" fill-rule=\"evenodd\" d=\"M93 123H99V121H94ZM106 126L105 124H101V127Z\"/></svg>",
  "mask_w": 264,
  "mask_h": 264
}]
</instances>
